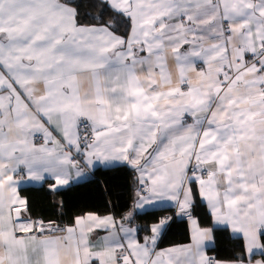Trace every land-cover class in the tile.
I'll use <instances>...</instances> for the list:
<instances>
[{
    "label": "snow or ice",
    "instance_id": "obj_1",
    "mask_svg": "<svg viewBox=\"0 0 264 264\" xmlns=\"http://www.w3.org/2000/svg\"><path fill=\"white\" fill-rule=\"evenodd\" d=\"M97 167L136 173L130 209L33 217L26 185ZM0 264H264V0H0Z\"/></svg>",
    "mask_w": 264,
    "mask_h": 264
},
{
    "label": "trees",
    "instance_id": "obj_2",
    "mask_svg": "<svg viewBox=\"0 0 264 264\" xmlns=\"http://www.w3.org/2000/svg\"><path fill=\"white\" fill-rule=\"evenodd\" d=\"M92 14L95 15V12L93 11ZM136 190V173L128 167H118L96 169L86 181L61 191L52 192L48 189V184H43L40 187H25L22 195L29 198L34 218L70 224L73 217L85 212L116 216L123 214L132 207ZM197 201H199L198 196ZM59 205L62 207H58ZM202 207L198 203L193 215L199 214ZM169 214L171 213L155 215ZM155 215L152 212L138 214L135 224L140 227L149 225ZM183 224V221L176 219L164 236L171 238L178 235ZM209 255L221 260H229L237 256L238 251L234 242L217 235L215 249L210 250Z\"/></svg>",
    "mask_w": 264,
    "mask_h": 264
},
{
    "label": "crops",
    "instance_id": "obj_3",
    "mask_svg": "<svg viewBox=\"0 0 264 264\" xmlns=\"http://www.w3.org/2000/svg\"><path fill=\"white\" fill-rule=\"evenodd\" d=\"M96 169H103L104 170V169H113V168L97 167L95 169H90L85 176H83L79 180H76L75 177H74L73 178V182L69 186L64 187V188H60L58 191L64 190V189H66L68 187H71L73 185H76V184H79V183H82V182L86 181ZM42 185L43 184L35 183V184L26 185L25 187H40ZM48 189L50 190L49 187H48ZM202 206L203 207L200 208L199 214L197 213L196 215H194V217L197 218L198 223L201 226L207 227V226H210V214H209V210L207 209L206 205H202ZM150 212H152L151 209H149L147 213H150ZM142 213L146 214L145 212H141L139 214H142ZM179 221H183V223H184L181 231L179 232V234L178 235H174L171 238H169L168 236H163V238L159 242V247L160 248H169V247L178 246V245H185V244H189L191 242V226H190V222L187 221V220H180V219H179ZM215 246H216V242L214 244H212V245H209V248H208V251H207V255H209V251L210 250L215 249ZM224 253H226V252H224ZM257 258H260V257L257 256ZM215 259H217L219 261H222V262L223 261H227V260L218 259L217 257H215Z\"/></svg>",
    "mask_w": 264,
    "mask_h": 264
},
{
    "label": "built area",
    "instance_id": "obj_4",
    "mask_svg": "<svg viewBox=\"0 0 264 264\" xmlns=\"http://www.w3.org/2000/svg\"><path fill=\"white\" fill-rule=\"evenodd\" d=\"M45 222H47V221H45Z\"/></svg>",
    "mask_w": 264,
    "mask_h": 264
},
{
    "label": "water",
    "instance_id": "obj_5",
    "mask_svg": "<svg viewBox=\"0 0 264 264\" xmlns=\"http://www.w3.org/2000/svg\"><path fill=\"white\" fill-rule=\"evenodd\" d=\"M130 169V168H129Z\"/></svg>",
    "mask_w": 264,
    "mask_h": 264
}]
</instances>
